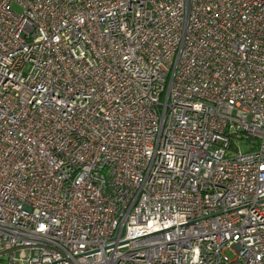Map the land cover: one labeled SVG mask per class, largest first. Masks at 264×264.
<instances>
[{"label":"built area","instance_id":"obj_1","mask_svg":"<svg viewBox=\"0 0 264 264\" xmlns=\"http://www.w3.org/2000/svg\"><path fill=\"white\" fill-rule=\"evenodd\" d=\"M0 264H264V0H0Z\"/></svg>","mask_w":264,"mask_h":264},{"label":"rangeland","instance_id":"obj_2","mask_svg":"<svg viewBox=\"0 0 264 264\" xmlns=\"http://www.w3.org/2000/svg\"><path fill=\"white\" fill-rule=\"evenodd\" d=\"M238 151L240 152V153H247L248 151H249V146H248V144H246V143H239L238 144ZM228 255L230 256V257H232V255L230 254V253H228Z\"/></svg>","mask_w":264,"mask_h":264}]
</instances>
